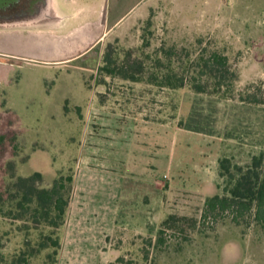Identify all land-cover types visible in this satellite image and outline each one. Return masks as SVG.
<instances>
[{
	"label": "rangeland",
	"instance_id": "374dc122",
	"mask_svg": "<svg viewBox=\"0 0 264 264\" xmlns=\"http://www.w3.org/2000/svg\"><path fill=\"white\" fill-rule=\"evenodd\" d=\"M55 2L72 18L61 29L0 28V193L11 183L9 163L15 176L40 171L41 187L58 174L74 178L83 167L111 172L106 155L80 159L82 141L101 148L87 142L111 120L125 147L131 120L138 119L133 148L143 142L148 157L142 175L114 169L124 178L110 208L107 199H85L73 180L55 262L46 258L51 249L25 258L31 264H111L119 257L121 264H264V229L248 216L239 224L201 218L206 197L220 193L223 183L218 160L245 165L264 153V104L238 100L253 93L264 101V0ZM87 6L94 14L80 15ZM212 51L226 55L237 73L231 97L146 81L161 75L158 61L161 69L180 72L187 60ZM106 55L113 69L140 63L142 80L101 71ZM193 170L194 179L185 177ZM169 215L189 222L164 227L156 244ZM40 232L48 230L0 217V264L35 247Z\"/></svg>",
	"mask_w": 264,
	"mask_h": 264
},
{
	"label": "trees",
	"instance_id": "16d2710c",
	"mask_svg": "<svg viewBox=\"0 0 264 264\" xmlns=\"http://www.w3.org/2000/svg\"><path fill=\"white\" fill-rule=\"evenodd\" d=\"M167 60L171 63L170 53H166ZM109 55L104 58L101 71L108 75L120 76L121 79L139 82L138 73L142 70L140 63L120 69L111 68ZM162 70L161 75L148 77L149 84L160 88L178 90L188 88L194 94H204L227 98L232 96L233 87L237 81V73L231 68L226 55L212 51L200 54L191 61H186L176 68L170 66L161 69L160 62L154 66ZM118 70V71H117ZM238 100L249 105H263L264 101L256 99L253 93L241 95ZM11 183L3 193H0V217L22 222L27 228L38 230L45 228L47 234L39 233L35 247H28V251L20 255L12 264H31L25 258L37 257L47 249L52 252L47 254L50 263L55 262L60 240L57 232L64 225L66 212L70 203L73 175L58 174L49 187H41L42 174L35 171L29 176H15L13 164H8ZM218 177L222 184L217 185L220 193L206 197L201 218L217 222L227 217L234 224L248 216L255 226L264 229V153L251 157L250 162L239 165L231 159L224 157L218 160ZM189 222L185 217L178 218L169 215L162 223L158 232L156 244L162 242L161 234L164 227L171 228L174 223ZM146 258V256L144 257ZM123 257L116 259L111 264H121Z\"/></svg>",
	"mask_w": 264,
	"mask_h": 264
},
{
	"label": "crops",
	"instance_id": "0c3cea01",
	"mask_svg": "<svg viewBox=\"0 0 264 264\" xmlns=\"http://www.w3.org/2000/svg\"><path fill=\"white\" fill-rule=\"evenodd\" d=\"M78 12L80 13V15L84 14L87 16L88 15L91 16L94 14L93 10H91V8L88 6L81 8V11ZM66 16L67 17L65 23L60 27H56L55 29H61L65 25L67 26V23H69L72 18H69L70 16L68 15ZM1 29L7 30V28H1ZM46 29H50V28H46ZM10 30H14V29H10ZM108 31L109 29L106 30V32H103L102 36H105ZM97 42H95L94 44H96ZM93 46H89L88 48H86L85 51L89 50ZM94 92L95 91H93V94ZM85 107H87V104L84 106L83 112L86 111ZM130 124H131V129H130L131 134H130V138L127 139L128 143H125L126 145L125 147H123L122 145L123 143H121L118 140V137L116 136L117 126L114 120L110 121V125L108 129H101L100 132H98L95 136L89 137V141L87 142V144L89 145L99 144L101 148H93V147L85 148L84 143L86 144V141H82L83 144L82 147L80 148L81 150L80 159L81 160L88 159L95 161L98 160V158L103 159L102 156L106 155L108 160L107 168L111 170L110 172V171L98 170L95 168L83 167V169H81L78 173L75 174L73 180H75V182L78 184V190L84 196L85 199H96V198H102L104 200L107 199L110 203H108V205L106 206L110 208L111 202L113 205L117 201L119 194H121V188H122L121 186L124 178L123 176H116L114 169L118 165H123L127 169V172H129L130 175L132 176L142 175L143 171L146 170V166L144 165L143 161L147 159L148 152L143 146L144 143L139 142L138 144L140 146L133 148L134 139H135L134 127L136 126V124H138V119L135 118L132 119ZM141 126L143 127V129L148 128L147 125H141ZM105 136L108 137L105 139ZM106 143L108 147H105ZM79 144H81V142ZM165 172L170 173L171 170H166ZM194 172L195 171L193 170L189 176H185V177L188 178L190 177L194 179L195 178L194 176H196ZM118 182L121 184L119 188L117 187Z\"/></svg>",
	"mask_w": 264,
	"mask_h": 264
},
{
	"label": "water",
	"instance_id": "95a60500",
	"mask_svg": "<svg viewBox=\"0 0 264 264\" xmlns=\"http://www.w3.org/2000/svg\"><path fill=\"white\" fill-rule=\"evenodd\" d=\"M19 2L20 0H0V11L8 10ZM66 17L56 6L55 0H29L26 9H22L14 17L5 16L4 28H56L65 23Z\"/></svg>",
	"mask_w": 264,
	"mask_h": 264
},
{
	"label": "flooded vegetation",
	"instance_id": "af4514ba",
	"mask_svg": "<svg viewBox=\"0 0 264 264\" xmlns=\"http://www.w3.org/2000/svg\"><path fill=\"white\" fill-rule=\"evenodd\" d=\"M28 3H29V0H20L18 4L12 6L8 10L0 11V28H4V24L6 23V20L4 19L5 16L14 17L22 9H26L28 6Z\"/></svg>",
	"mask_w": 264,
	"mask_h": 264
}]
</instances>
